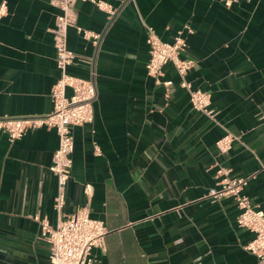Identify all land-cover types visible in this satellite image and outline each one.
<instances>
[{"label":"crops","instance_id":"1","mask_svg":"<svg viewBox=\"0 0 264 264\" xmlns=\"http://www.w3.org/2000/svg\"><path fill=\"white\" fill-rule=\"evenodd\" d=\"M1 1V0H0ZM0 19V120L44 115L59 76L51 0H5ZM76 0L69 74L93 79V121L71 127V174L61 214L50 171L58 135L0 130V264H50L38 218L56 226L86 207L108 229L92 264H260L245 249L232 198L213 200L219 167L264 211V0ZM188 24L182 57L191 88L210 93L214 118L192 108L171 64L158 81L146 72L147 27L166 42ZM170 80L169 87L163 82ZM71 93V90H67ZM234 136L219 152L216 141ZM97 149V150H96ZM90 185L89 194L85 193Z\"/></svg>","mask_w":264,"mask_h":264},{"label":"built area","instance_id":"2","mask_svg":"<svg viewBox=\"0 0 264 264\" xmlns=\"http://www.w3.org/2000/svg\"><path fill=\"white\" fill-rule=\"evenodd\" d=\"M76 0H51V4L58 12L54 18V25L50 29L53 34L56 67L59 76L50 92L52 109L44 115L5 118L0 120V130L7 133L10 140L22 136L27 129L40 126L51 127L58 135V147L53 152L50 171L56 177V194L54 209L61 214L65 205L66 186L71 174L73 151V138L71 127L93 121V103L96 98V87L93 79L81 78L69 74L67 69L73 63L75 54L67 46V30L70 26L86 39L99 37L91 31L82 29L76 24ZM101 10L113 13L110 5L102 0H92ZM7 13V3L0 1V19ZM192 33V28L185 24L178 30L173 40H161L151 27H147L146 44L148 59L145 65L149 76L158 81L162 74L163 66L171 64L180 79V85L189 95L193 109L203 112L214 118L215 112L210 106V93L200 89L191 88L186 80L188 70L193 66L191 59L182 57L186 48V34ZM164 86L169 87L172 82L166 80ZM71 93H67V90ZM234 139L230 133H225L216 141L219 152H226ZM97 150V149H96ZM228 170L219 167L216 174L220 176L217 186L209 188L207 197L218 200L232 198L238 209L237 225L250 230L253 238L245 245V249L259 258L264 264V211L254 208L249 197L243 193L246 178L230 177ZM85 193L89 194L90 185L86 184ZM42 238L48 243L50 264H92L91 250L93 247L102 246L104 236L108 232L104 222L89 216L88 209L82 207L70 215L61 217L56 226L49 224L46 218H38Z\"/></svg>","mask_w":264,"mask_h":264}]
</instances>
